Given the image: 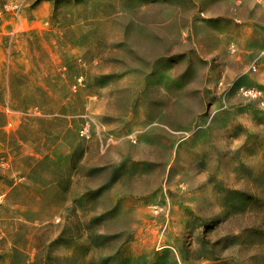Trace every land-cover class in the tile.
<instances>
[{
  "label": "rangeland",
  "instance_id": "1",
  "mask_svg": "<svg viewBox=\"0 0 264 264\" xmlns=\"http://www.w3.org/2000/svg\"><path fill=\"white\" fill-rule=\"evenodd\" d=\"M240 86L264 0H0V264H264Z\"/></svg>",
  "mask_w": 264,
  "mask_h": 264
},
{
  "label": "built area",
  "instance_id": "2",
  "mask_svg": "<svg viewBox=\"0 0 264 264\" xmlns=\"http://www.w3.org/2000/svg\"><path fill=\"white\" fill-rule=\"evenodd\" d=\"M239 91L248 97L256 98L259 100H264V91L261 90V88L256 86H240ZM155 209L158 207L155 205Z\"/></svg>",
  "mask_w": 264,
  "mask_h": 264
}]
</instances>
